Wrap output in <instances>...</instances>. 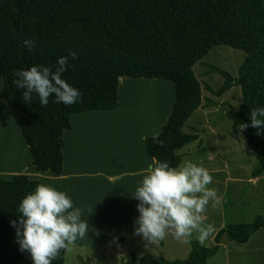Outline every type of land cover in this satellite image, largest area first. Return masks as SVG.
<instances>
[{
  "label": "trees",
  "instance_id": "trees-1",
  "mask_svg": "<svg viewBox=\"0 0 264 264\" xmlns=\"http://www.w3.org/2000/svg\"><path fill=\"white\" fill-rule=\"evenodd\" d=\"M36 42L29 52L22 44ZM219 46L242 51L245 56L235 76L227 70L201 62ZM76 53L62 78L80 93L78 103L41 106L35 94L25 103L22 90L12 83V73L34 64L51 67L57 57ZM198 64L216 74L221 84L212 90L200 86L194 73ZM156 79L172 85L173 102L159 133L143 139L145 155L152 160L180 164L178 151L193 143L197 134L182 130L201 106L202 89L221 96L238 87L236 110L224 109L232 131L247 123L249 109L264 104V0H0V101L17 127L30 157V166L40 173L59 176L63 170V133L70 117L117 108L119 78ZM256 165L264 171V129L260 135L247 127L241 131ZM37 180L26 175L0 179V264H31L20 251L10 220L19 216V199L33 190ZM264 228V216L251 222L230 223L219 229L211 246L194 238L183 259L165 260L144 254L123 264H205L221 244L222 237L239 244ZM123 236H116L121 243ZM161 244V240L157 241ZM61 249L52 264H63Z\"/></svg>",
  "mask_w": 264,
  "mask_h": 264
},
{
  "label": "rangeland",
  "instance_id": "rangeland-1",
  "mask_svg": "<svg viewBox=\"0 0 264 264\" xmlns=\"http://www.w3.org/2000/svg\"><path fill=\"white\" fill-rule=\"evenodd\" d=\"M245 54L226 46L213 48L201 60L235 76ZM196 78L203 88L221 84L216 74L196 64ZM1 87V80H0ZM173 102L172 85L156 79L119 78L117 108L70 117L63 133V170L59 176L36 172L17 127L0 101V179L26 175L41 184L64 191L81 219L88 224L86 235L66 245L63 264H123L131 254L137 261L147 254L165 260L183 259L189 246L184 239L167 235L149 243L134 232L137 201L132 198L143 170L150 163L143 139L155 136L164 125ZM241 102L238 87L221 96L202 89L201 106L187 120L183 132L198 138L178 151L180 164L189 160L205 167L222 198L220 205L206 207L205 223L214 230L201 246L209 247L215 233L230 223L251 222L264 216V171L252 180L256 165L239 128L232 131L225 117L228 105L236 110ZM227 105V106H226ZM78 122V123H77ZM123 236L117 243L116 236ZM205 264H264V228L239 244L222 237L216 253Z\"/></svg>",
  "mask_w": 264,
  "mask_h": 264
},
{
  "label": "clouds",
  "instance_id": "clouds-1",
  "mask_svg": "<svg viewBox=\"0 0 264 264\" xmlns=\"http://www.w3.org/2000/svg\"><path fill=\"white\" fill-rule=\"evenodd\" d=\"M31 52L36 42L22 41ZM70 59H76L75 52L57 57L51 67L34 64L15 70L12 83L22 90L25 103L35 94L41 106L54 103L72 105L80 100V91L62 78ZM242 131L247 127L264 129V104L249 109L247 123L239 124ZM209 171L192 161L185 160L175 167L167 160L155 158L143 170V175L134 190L132 198L137 216L134 232L151 243L172 235L176 239H196L203 244L214 227L205 223L203 213L211 203H221L212 184ZM81 208L73 204L71 197L56 187L38 183L32 191L19 199L16 220L9 225L15 230V240L20 251H26L31 264H52L61 249L86 235L88 224L81 219Z\"/></svg>",
  "mask_w": 264,
  "mask_h": 264
},
{
  "label": "crops",
  "instance_id": "crops-1",
  "mask_svg": "<svg viewBox=\"0 0 264 264\" xmlns=\"http://www.w3.org/2000/svg\"><path fill=\"white\" fill-rule=\"evenodd\" d=\"M152 160H150V162H151ZM253 179L252 180H254L256 177H252ZM235 224V223H234Z\"/></svg>",
  "mask_w": 264,
  "mask_h": 264
},
{
  "label": "bare ground",
  "instance_id": "bare-ground-1",
  "mask_svg": "<svg viewBox=\"0 0 264 264\" xmlns=\"http://www.w3.org/2000/svg\"><path fill=\"white\" fill-rule=\"evenodd\" d=\"M78 123V122H77Z\"/></svg>",
  "mask_w": 264,
  "mask_h": 264
}]
</instances>
